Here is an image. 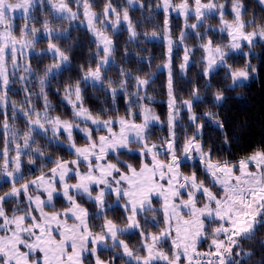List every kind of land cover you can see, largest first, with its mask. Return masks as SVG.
<instances>
[{
    "label": "snow or ice",
    "instance_id": "obj_1",
    "mask_svg": "<svg viewBox=\"0 0 264 264\" xmlns=\"http://www.w3.org/2000/svg\"><path fill=\"white\" fill-rule=\"evenodd\" d=\"M77 9L83 8V15L88 22L89 31L95 37L96 51L91 58L95 67L81 66L83 75L75 84H69L64 88V96L72 106L73 120H64L59 116L49 117V104L45 92L46 81L50 75H55L66 64L71 63L65 50H62L54 40L61 35H67V29L59 32L52 24V20L70 23L79 18L80 12L73 11L67 0H0V106L7 108L8 92L10 89V74L7 63L10 59L13 69L19 67V56H25V49L34 50L39 39L38 33H42L48 40L45 54H50L54 63L48 65L43 76L39 78L40 93L44 98L43 114L37 112L34 106L21 109L27 118L28 131L20 137L23 145L15 139V155L11 156L8 141L0 154V172L10 182V191L0 195V264H116V256H119L124 264H264V256L255 260L253 251H245L243 241L256 239L257 233L264 229V149L253 152L250 156L233 164L231 161L213 160V150L207 148L203 141L201 131L203 125L197 123L202 117H198L193 111L194 102L202 98L198 88H193L190 99L181 101L182 107L189 113V120L195 124L196 131L191 136L181 137L177 135V118L179 110L176 105L174 94V80L172 72V53L174 42L171 39V31L167 14L169 10L178 12L184 17V29L176 42L184 45V41L191 35H195L201 43L199 47L204 55L201 57L204 64L203 76L206 78V88L211 87L210 77L223 69L224 79L231 80L226 89H231L238 82L247 81L250 74L257 69L248 59L258 41H264V17L258 18L253 14L251 19H245L248 8L242 0H231L232 19L226 18L225 3L218 0H181L174 4L172 0H161L156 5L163 8L165 12L163 39L167 42V59L164 67L168 69L167 93H168V136L160 144L152 143V126L160 122V117L146 105L140 103L145 98L141 95L150 84V79L141 76H133L131 72L121 68V80L118 86H113L114 81L107 79V72L114 65V53L116 45L112 36L119 33L121 25H126L129 33V42L135 40L138 33L129 16L128 7L120 6V10L113 6L112 0H106L103 11L97 13L93 10L92 0H73ZM136 0H127L129 6ZM264 9V0H257ZM44 6L48 8V16L43 21L37 19L35 10L41 11ZM140 8L149 7L143 2ZM21 13L24 21L19 27V35H16L17 26L14 23L15 13ZM195 23L189 24L190 19ZM219 19L218 29L205 22ZM35 22V23H34ZM40 24V27L36 25ZM99 25V27H97ZM251 28V31L247 29ZM191 31H188V30ZM203 29V31H201ZM111 30V36L108 31ZM219 31L226 33L223 40L227 42L217 43L209 36L210 32ZM148 39H156L157 32L150 35L145 34ZM247 48V51L244 49ZM238 51L245 57L243 67L235 68L228 63L230 54ZM192 49L184 45L183 62L180 64L181 72H185L190 63ZM24 72L31 73L30 64H25ZM11 75H15L13 72ZM27 77L20 76V81ZM134 80V92L128 91V86ZM92 82L99 85L101 91L110 94L112 102L115 103L117 94L123 92L126 97L127 113L118 119L109 118L101 120L83 107V96L81 83L87 85ZM106 85V86H105ZM23 91L27 93V88ZM227 97L223 90H217L214 94V104L225 102ZM26 101L31 105L30 96L26 95ZM139 106V112L133 111ZM13 113L16 112V104L12 103ZM204 116L213 121L224 136V144H228L229 137L224 131V122L219 119L218 113L205 112ZM35 117V118H33ZM15 118V117H14ZM7 115L3 121V128L7 132L9 125ZM139 119L140 122H137ZM75 120H81L87 125H97L106 129L105 135L98 139L93 138V130L90 127H81ZM119 130H114V125ZM47 125V127H46ZM37 129L44 134L52 133V141L41 146L34 133ZM78 129L86 138V145L78 147L73 139V131ZM61 134H66V140L75 159L63 160L57 158L52 160L50 156L45 157V151L51 143L60 142ZM14 137L17 135L13 134ZM137 145V150L145 157L151 156V162L142 163L139 169L131 164H126V171H122L118 164L126 162L119 160L120 149L130 148L131 144ZM169 157L161 161L158 157L161 153ZM109 153H116L117 163L108 159ZM28 156V163L34 164L33 156L47 160L55 166L48 172L41 171L39 176L24 183L21 172V157ZM199 160L203 165L204 172L211 178L212 186H219L220 191L213 192L205 186V180L197 176L194 169L185 175L180 171L181 164L185 160ZM85 164V171L80 170V165ZM75 183H69L70 180ZM19 185V186H17ZM59 186V187H58ZM31 189V191H30ZM205 198V202L198 205L197 194ZM23 194L28 203L20 206L18 198ZM187 195V199L183 196ZM61 195L68 206L61 211L46 212L45 208L51 206L53 209L54 197ZM115 196V204H109L106 197ZM153 195L162 198L161 210L163 212V229L159 234L146 231L137 216L140 212L151 210ZM86 197L93 203L95 211L90 212L77 201V197ZM42 197H45L42 199ZM16 199V206L11 215L5 209V204ZM123 201V204L120 202ZM115 205L123 208L126 224L121 227L107 215L108 210ZM187 209V213L182 211ZM39 215H34V213ZM69 219L73 222L69 224ZM155 220V216L153 217ZM95 220H101L98 225ZM208 226L218 225L212 229L211 245L207 252L197 250V242L205 236V222ZM55 224V228L52 225ZM132 230H136L142 238L140 247L133 250L129 244L120 237ZM53 232L58 233L57 239ZM174 233V235H173ZM223 236V239L220 237ZM171 239V252H166L163 244ZM105 250L111 248L117 252L110 260L101 259L100 248ZM258 247L264 249V240L258 241ZM143 252V255H141ZM42 253V257L37 255ZM127 259H124V258ZM183 257V261H182Z\"/></svg>",
    "mask_w": 264,
    "mask_h": 264
},
{
    "label": "trees",
    "instance_id": "obj_2",
    "mask_svg": "<svg viewBox=\"0 0 264 264\" xmlns=\"http://www.w3.org/2000/svg\"><path fill=\"white\" fill-rule=\"evenodd\" d=\"M14 1V0H12ZM124 0H112L113 5ZM174 2L179 0H173ZM192 1V0H189ZM145 5L149 7H131L129 9V16L132 20L135 30L138 36L135 40L129 42L128 31L124 28L119 29V33L116 36H112V39L116 45V51L114 53L115 63L110 67L107 72V79L114 81L113 86H118L121 80L120 69L123 68L126 71L132 73L133 76H141L142 78L150 79V84L142 91L141 95H147L151 99L145 98L140 101L142 104H149L151 109L160 117L161 125L152 126V143L162 141L168 136L167 125V103L165 101L167 97V74L163 70H159V65L166 60L165 44L162 40H149L146 37L147 34H151L153 31L160 32L164 28V13L159 10L156 5L159 0H143ZM243 4L248 8V15L245 19H251L253 14L258 18L264 17V9L257 3V0H242ZM106 0H92L93 10L97 13L103 11ZM72 5V3H70ZM35 15L38 20L43 21L45 18L51 20L48 16V8L44 6V10L41 11L39 7L35 10ZM229 15V14H227ZM192 20V19H190ZM170 31L173 38H177L183 27V20L179 16H170ZM53 26L61 33L67 29V35H61L59 39L53 42L57 43L62 50H65L69 56L71 63L65 65L55 75H50L46 81L45 92L47 93V101L49 104V113L59 116L64 120H73L72 106L64 100V88L69 84H75L77 80L83 75L81 66H84L85 70L91 63L92 67H95V63L91 61L95 51L96 45L94 39L86 28L78 25L74 22L67 20L59 21L52 20ZM219 20L212 18L205 22V26L209 24H217ZM17 26L16 35H19V27H22L24 21L21 16H17L14 20ZM35 23V22H34ZM40 27V24L36 25ZM203 31V29H201ZM108 35L111 36V30L108 31ZM209 36L212 37L217 43H220L226 36L225 33H218L217 31L210 32ZM223 42H227L223 40ZM186 46H191L192 49V61L189 63L187 70L182 73L180 71V62L182 60V48L177 47L172 53V72L174 80V94L176 98L177 107L181 105V101L190 99L193 88H198L201 96L200 101L194 102L193 111L199 119L197 123L202 124L201 129L203 133V143L207 148L213 150V160H228L232 163L239 161L240 158L249 156L257 150L264 149V42L258 41L257 46L252 50L249 55V59L255 64L257 71L255 75L251 77L246 83L237 84L231 89H226V85L230 80L224 79L223 69H218L217 73H213L210 77L211 87L206 88V78L203 76V62H202V49L199 47L201 41L193 34L184 41ZM48 44L46 37H40L36 43V47H45ZM27 64L31 65L32 72L26 73L21 70V75L12 76L10 80V91L8 92V106L4 108L0 106V154H2L5 147V140L8 141V148L13 143L14 135L8 136L3 128V121L5 114L7 115L8 125H15L21 129H28L27 118L22 114L21 109H28L31 106L35 107L38 111L44 107V98L39 95L40 85L39 78L44 75L45 69L48 65L54 63L50 54H45L44 51L40 53H31L25 59ZM228 62L233 67H243L245 63V57L243 54L230 55ZM25 76V81H20L19 77ZM134 80L129 83L128 91L134 92L136 89L133 86ZM106 86V85H105ZM27 88V93L23 91ZM82 96L83 105L88 109L93 116H99V118H116L119 116H125L127 113L126 97L123 92L117 94L115 103L112 102L111 95H106L100 90L99 85L88 83L83 85ZM217 90H223L227 97L225 102L221 104H214V94ZM26 95L31 98V105L26 101ZM16 104V112L13 113L12 103ZM27 107V108H25ZM139 106L137 105L133 111L138 112ZM211 111L219 114V119L224 122V131L229 137L228 144H224V136L221 134V130L217 125L204 116L205 112ZM15 117V118H14ZM76 121V120H75ZM176 132L181 137L180 143H183L184 136H191L195 131V124L188 120L187 111H180V118L177 120ZM76 136L75 142L77 144L86 143V138L82 136L79 131H74ZM20 137V136H19ZM62 137V136H61ZM36 140L41 146L47 145L52 139L44 135L37 134ZM131 149H137L136 144L130 145ZM10 154L14 152V148H9ZM50 156L52 160L61 158L68 160L74 157L73 153L65 147L62 143L54 142L45 151V157ZM116 153H109L108 159L117 161ZM28 157L24 156L22 161L23 168L22 174L24 176V183L34 176L41 174V171L47 172L53 166L46 159L42 160L38 156H33L35 160L34 164L28 163ZM119 160L124 161L127 164H131L137 167L142 162L148 161L147 157L143 156L141 152L137 150L128 151L127 149H120ZM2 163V161H0ZM123 166L122 164H120ZM196 170L197 176L201 180H205V184H210L207 173L204 172L201 164L198 160L190 161L185 160L181 164L180 171L185 175L190 174L193 170ZM19 186V185H17ZM10 182L3 180L0 182V195L10 191ZM20 206L25 205V200L22 195L18 198ZM58 206H65L63 197L58 196L54 199ZM81 202L87 204L91 209V212L95 211L92 202H86L85 199H81ZM155 203H158L156 200ZM16 206V199L10 200L5 204V209L11 213ZM48 209H53L51 206ZM54 209H57L56 206ZM157 211L151 210L143 211L138 216L141 225L149 233H159L163 224V215L160 210L154 208ZM110 219H113L116 223L122 224L124 220V210L119 205H115L113 209L108 210L107 213ZM155 216V220L153 217ZM90 223L97 225L93 230L99 231L98 225L102 223L101 220H95ZM218 223V222H217ZM213 226L205 227V236L198 243V247L205 248L211 240ZM122 238L129 244V247L136 250L140 247L142 238L139 236L138 231L134 230L127 234L122 235ZM264 240V229L257 233L256 239L252 241H243V248L245 251H253L255 253L254 259L259 260L261 256H264V249L258 247V241ZM100 255L103 258L110 257L115 253L112 249H100ZM143 253V252H141ZM116 256V255H115ZM124 263L119 256H116V264ZM251 264V262H249Z\"/></svg>",
    "mask_w": 264,
    "mask_h": 264
},
{
    "label": "rangeland",
    "instance_id": "obj_3",
    "mask_svg": "<svg viewBox=\"0 0 264 264\" xmlns=\"http://www.w3.org/2000/svg\"><path fill=\"white\" fill-rule=\"evenodd\" d=\"M13 3H15L16 2V0H14V1H12ZM67 2H68V4H69V6L73 9V11H79L80 12V15H79V18L78 19H76V20H74V21H72V22H74V23H77L78 25H81L82 27H84V28H86V30L88 31V33L90 34V36H92V38L95 40V37L93 36V34H92V32L91 31H89V28H88V22H87V20L85 19V17H84V15H83V8L81 7V8H79V9H77V5L73 2V0H67ZM140 2H143V0H136V2L135 3H133V5H131V6H129L128 4H127V0H124V1H122V2H118L116 5H113L114 7H117V10L119 11L120 10V6H123V7H128V9H130L131 7H139V3ZM161 2V0H159V2H158V4ZM172 2L174 3V4H179V3H181V0H179V1H176V2H174L173 0H172ZM203 2L204 3H206L207 2V0H203ZM218 2L219 3H225V12H226V18L228 19V20H231L232 19V15H231V12H230V9H231V0H218ZM70 3H72V5L70 4ZM144 3V2H143ZM189 4L191 5L192 4V1H189ZM159 10H162L163 11V13H164V15H166L165 14V12H164V10H163V8H158ZM227 14H229V15H227ZM179 16L180 18H181V20H183V27H182V30H185L184 29V17L183 16H181V15H179L178 14V12H176V11H173V10H169V13L167 14V16H168V21H169V17L170 16ZM17 16H21V13L19 12V11H17L16 13H15V18L17 17ZM218 19V18H217ZM15 20V19H14ZM164 20H165V17H164ZM219 20V19H218ZM196 21H195V19L193 18L192 20H189L188 21V23L189 24H192V23H195ZM214 29H218V27H219V22L217 23V24H210ZM97 27H99V25H97ZM120 28H124V29H126V25H121L120 26ZM119 28V29H120ZM169 28H170V21H169ZM163 30H164V28H163ZM160 31V32H157V38L155 39V40H162L163 42H164V44H165V55H166V59H167V42H166V40H164L162 37H163V34H164V31ZM181 30V31H182ZM248 31H251L252 29L251 28H249V29H247ZM188 31H191L190 29L188 30ZM218 33H220L219 31H217ZM129 34V33H128ZM38 35V37L40 38V37H45L42 33H38L37 34ZM225 35H226V33H225ZM180 36V35H179ZM179 36L177 37V38H173L172 36H171V39L173 40V42H174V47H173V51H174V49H176L177 47H181L182 48V60H181V62H180V64L183 62V56H184V45H185V43H184V45H179L178 43H176L178 40H179ZM149 40H154V39H149ZM262 42H264V41H262ZM189 48H191V46H188ZM47 48V45L45 46V47H40V48H38V47H36V45H35V49L34 50H29V49H25V56H19V54H18V63H19V67L17 68V69H13V67H12V64H11V61H10V59H9V61H8V63H7V68H8V72H9V74H10V80H11V78H12V76L13 75H11L13 72H15V75L14 76H19V75H21V70H23L24 69V66H25V64H27L26 63V61H25V59H26V57L27 56H29V54H31V53H40V51H44L45 49ZM245 51H247V48H245L244 49ZM201 54H202V56L204 55V52H203V50L201 51ZM234 54H242V53H240V52H238V51H234V52H232L230 55H234ZM248 59H249V57H248ZM192 61V56L190 57V62ZM165 62H166V60L164 61V63H162L161 65H159L158 67H159V70H163V71H165L166 72V74H167V80H168V69L167 68H165L164 67V64H165ZM229 63V62H228ZM252 63V62H251ZM230 64V63H229ZM254 66H255V64L254 63H252ZM66 65H68V64H66ZM204 65V64H203ZM65 66V65H64ZM63 66V67H64ZM180 66V65H179ZM62 67V68H63ZM235 68H240V67H235ZM180 71H181V69H180ZM24 72V71H23ZM182 73H184V72H182ZM255 74H250V77H249V79L251 78V77H253ZM248 79V80H249ZM247 80V81H248ZM247 81H241V82H238L237 84H243V83H246ZM89 83H91V84H93L92 82H89ZM232 82H231V80H230V82H229V84H231ZM84 84L83 83H81V85H80V87H82ZM168 99H169V97H168V93H167V97H166V99H165V101H166V103H167V106H168ZM64 100H66L65 99V96H64ZM67 101V100H66ZM45 104V103H44ZM144 105H146L147 107H149V108H151L150 107V105L149 104H144ZM83 107L84 108H86L84 105H83ZM25 108H27V107H25ZM43 110H44V107H43V109H40V110H38L37 112H40L41 114H43ZM178 110H179V116H178V118H177V120H179V118H180V111L181 110H185V111H187V109L186 108H184V107H182V106H178ZM167 111L169 112V107L167 108ZM138 112H139V110H138ZM154 112V111H153ZM155 113V112H154ZM156 114V113H155ZM157 115V114H156ZM48 116L51 118V117H57V115L55 114V115H53V114H51V113H49V111H48ZM124 116V115H123ZM123 116H119V117H123ZM158 116V115H157ZM187 116H189V113H188V111H187ZM119 117H116V118H114V117H112L113 119H118ZM33 118H35V117H33ZM101 120H106V119H109V118H100ZM188 120H189V118H188ZM190 121V120H189ZM76 123H80V125H81V127H85V126H87V127H90L92 130H93V138L94 139H98V137L100 136V135H105L106 134V129H103L102 127H100L99 128V130H97V125H92L91 124V122L89 121L88 123H87V125L85 124V123H83L81 120H76L75 121ZM137 122H140L139 121V119H137ZM191 122V121H190ZM154 125H156V126H160L161 125V123L159 122V123H156V124H154ZM46 127H47V125H46ZM5 130V129H4ZM114 130H116V131H118L119 130V126H118V124L117 125H114ZM26 131H28V129H21L20 130V128L18 127V126H15V125H9V128H8V130H7V135L8 136H11V138H12V136H13V134L14 133H16L17 135H15V137L13 138V140L15 139L17 142H19L20 144H21V146L23 145V140L20 138L22 135H23V133H25ZM74 131H79L78 129H76V130H74ZM74 131H73V139H74V141L76 140V136H74ZM195 131H196V128H195ZM194 131V132H195ZM80 132V131H79ZM81 134H82V136L85 138V136H84V134L82 133V132H80ZM37 134H41V135H44L43 133H41L40 132V130L39 129H37V133H34V136H35V138H37ZM20 136V137H19ZM47 136H49L51 139H52V133L49 131L48 133H47ZM62 136V137H61ZM61 136H60V142L59 143H62L63 145H65V147L66 148H68L72 153H73V149H71L70 147H69V145H68V141L66 140V134H61ZM38 141H40V140H37V142ZM56 143V142H55ZM76 143V142H75ZM87 143V142H86ZM86 143H83V144H77L76 143V145L78 146V147H83V146H85L86 145ZM154 143H156V144H160L161 143V141H158V142H154ZM10 147H13L14 149H15V143H11L10 145H9V148ZM134 151H136L135 149H133ZM138 152H140L139 150H137ZM252 153H250V155H251ZM11 156H14L15 155V151L13 152V153H11L10 154ZM74 155V154H73ZM249 155V156H250ZM25 157H28V156H26L25 155ZM247 156H245V157H242V158H240L239 159V161L240 160H242V159H244V158H246ZM76 157H75V155H74V157H72V158H70V159H68V160H72V159H75ZM161 161H165V160H167L169 157H167L166 156V154H164L163 153V151H162V153H161V155L158 157ZM23 159H24V156H22L21 157V161H23ZM147 159H149L148 161H145V162H142V163H149L150 164V162H151V156L149 155V156H147ZM198 160V159H197ZM112 163H117V161H112V160H110ZM199 161V160H198ZM239 161H237V162H235V163H233V164H236V163H238ZM142 163L140 164V165H138L137 167H135V168H137V169H139L140 168V166L142 165ZM126 164L127 163H125V164H122L123 166H121L120 164H118V167H121V169H122V171H126ZM54 167V166H53ZM134 167V166H133ZM201 167L203 168V165H201ZM22 168H23V164L21 165V172H22ZM52 168V167H51ZM80 170L81 171H85L86 170V168H85V164H81L80 165ZM203 170H204V168H203ZM48 172V171H47ZM40 175V174H39ZM39 175H37V176H39ZM208 175V174H207ZM36 176H34V178H35ZM34 178H32V179H34ZM208 179H210V184H208V183H206L205 184V186H207V187H209L214 193L215 192H217V191H220V189H219V186L217 185V186H212V183H211V178H210V176L208 175ZM3 180H7V178L6 177H4L3 175H2V172H0V182L1 181H3ZM31 180V179H30ZM76 181L73 179V180H70L69 181V183H75ZM59 187V186H58ZM30 191H31V189H30ZM58 196H61V195H56L55 197H54V199L56 198V197H58ZM22 197L24 198V200H25V205L28 203V201H27V199H26V197L25 196H23V194H22ZM62 197V196H61ZM43 198H45V197H42V199ZM85 199L86 200V202H91V201H89L86 197H77V201L79 202V203H81L82 204V206L83 207H86V208H88L89 209V211L91 212V209L87 206V204L86 203H84V202H81V199ZM183 198L184 199H187V195L185 194L184 196H183ZM64 199V198H63ZM152 199V208H157V209H159L160 210V212H161V214L163 215V212H162V210H161V204H162V198H160V197H157V196H155V195H153V197L151 198ZM156 200L158 201V203H155L156 202ZM64 201H65V206H58L57 205V203L53 200V204L56 206V208L57 209H48L47 207L45 208V211L46 212H52V211H61V210H63L65 207H67L68 206V202L64 199ZM106 201H107V203H109V204H115V196L114 195H109V196H107L106 197ZM197 202H198V205L199 204H202L203 202H205V198L203 197V196H201L199 193L197 194ZM120 204H123V201H121L120 202ZM140 213H142V212H140ZM185 213H187V209H184L183 211H182V214H185ZM9 215H11V213H9ZM34 215H39V213L37 212V213H34ZM138 217L139 216H137V219H138ZM163 219H164V217H163ZM139 220V219H138ZM73 221L71 220V219H69V224H71ZM219 223V222H218ZM218 223H216V224H212V226H213V228H215L217 225H218ZM119 224V223H118ZM125 224H126V222L125 223H122V224H119L121 227H124L125 226ZM205 224H206V226H208V222L206 221L205 222ZM52 227L53 228H55V224H53L52 225ZM163 227H164V224H162V228H161V230L163 229ZM212 228V229H213ZM132 231H134V230H132ZM132 231H130V232H132ZM127 234V233H126ZM153 234H159V233H153ZM53 235L57 238V239H59V236H58V233H56V232H53ZM173 235H174V233H173ZM222 237V236H221ZM220 237V238H221ZM121 239H123L122 238V236L120 237ZM124 240V239H123ZM202 240V239H201ZM126 242V241H125ZM199 242V241H198ZM127 243V242H126ZM211 245V240L209 241V244H208V247ZM163 248H164V250L166 251V252H171V239H168L164 244H163ZM100 249H104L103 247H101ZM111 249V248H110ZM120 251H122L121 249H116L115 250V253H113L110 257H108V258H103L102 256H101V259H103V260H105V261H108V260H110L113 256H115L116 255V253L117 252H120ZM100 254V253H99ZM37 255H40L41 257H42V253H37ZM141 255H143V253H141ZM89 259L90 260H92V264H94V259L93 258H91V257H89ZM124 259H127L126 257L124 258ZM182 259H183V257H182ZM85 264H88V260H85ZM120 264H124V263H120Z\"/></svg>",
    "mask_w": 264,
    "mask_h": 264
},
{
    "label": "crops",
    "instance_id": "obj_4",
    "mask_svg": "<svg viewBox=\"0 0 264 264\" xmlns=\"http://www.w3.org/2000/svg\"><path fill=\"white\" fill-rule=\"evenodd\" d=\"M221 239H223V236L221 237ZM197 245H198V242H197ZM197 248H198V246H197ZM182 261H183V259H182ZM183 264H186V261H184Z\"/></svg>",
    "mask_w": 264,
    "mask_h": 264
}]
</instances>
